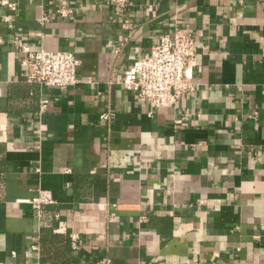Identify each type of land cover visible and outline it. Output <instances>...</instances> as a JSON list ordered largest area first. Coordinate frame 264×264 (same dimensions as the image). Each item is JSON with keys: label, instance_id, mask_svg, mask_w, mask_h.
<instances>
[{"label": "crops", "instance_id": "obj_1", "mask_svg": "<svg viewBox=\"0 0 264 264\" xmlns=\"http://www.w3.org/2000/svg\"><path fill=\"white\" fill-rule=\"evenodd\" d=\"M17 3L0 5V264H37V237L39 264H264V0ZM176 28L194 89L151 108L122 81ZM20 43L74 52L80 81L28 82Z\"/></svg>", "mask_w": 264, "mask_h": 264}, {"label": "built area", "instance_id": "obj_2", "mask_svg": "<svg viewBox=\"0 0 264 264\" xmlns=\"http://www.w3.org/2000/svg\"><path fill=\"white\" fill-rule=\"evenodd\" d=\"M131 0H105L107 5L114 8H124ZM1 7L10 11L17 9V0H0ZM74 8L65 4L58 6L54 14L61 18H68L74 14ZM50 12H44L40 21H48ZM4 21L12 25V16L4 15ZM2 37L0 35V43ZM21 50L26 53L23 63L26 67L27 80L42 86L67 89L80 81L78 67L80 59L72 51L48 50L41 47L37 50L20 43ZM197 43L191 32H184L176 28L171 34H164L149 56L137 58L126 72L122 85L151 108L174 106L187 91L193 90L191 68L197 59ZM47 105V100L42 102L41 110ZM105 119L110 118L109 113L102 114ZM38 208L55 203V198L50 190L40 189L38 195L30 200ZM144 217V216H143ZM72 244L79 246L80 235L71 234ZM31 245L27 252L31 259L35 256L39 264L40 243ZM37 255V256H36ZM109 263L108 259L103 260Z\"/></svg>", "mask_w": 264, "mask_h": 264}]
</instances>
